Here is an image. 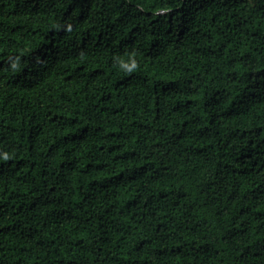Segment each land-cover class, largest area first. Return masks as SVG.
<instances>
[{
    "label": "trees",
    "instance_id": "1",
    "mask_svg": "<svg viewBox=\"0 0 264 264\" xmlns=\"http://www.w3.org/2000/svg\"><path fill=\"white\" fill-rule=\"evenodd\" d=\"M0 264H264V0H0Z\"/></svg>",
    "mask_w": 264,
    "mask_h": 264
}]
</instances>
